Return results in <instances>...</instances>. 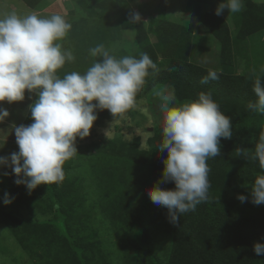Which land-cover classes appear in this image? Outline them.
I'll list each match as a JSON object with an SVG mask.
<instances>
[{
  "label": "trees",
  "instance_id": "trees-1",
  "mask_svg": "<svg viewBox=\"0 0 264 264\" xmlns=\"http://www.w3.org/2000/svg\"><path fill=\"white\" fill-rule=\"evenodd\" d=\"M22 1L34 8L41 0ZM72 1L85 14L68 21L72 27L63 49L71 50L75 59L57 70L60 78L73 71L84 74L100 59L90 55L91 48L98 44L107 47L121 38L122 31L133 30L137 49L129 53L121 48L113 54L117 58H140L141 53H147L159 69L155 73L148 70L136 101L157 86H171L178 101L197 100L201 91L210 90L221 112L231 118L233 135L220 138L219 155L207 161L208 201L197 205L195 211L177 213L176 224L169 222L168 209L154 204L148 195L154 185L175 188L173 181L160 182L167 156V150L159 148L162 123L153 127L147 150L138 149L137 141L127 145L111 139L107 149L118 154L116 159L108 155L101 164L97 158L89 159L98 188L91 207H85V191L65 179L60 184H44L41 192L37 186L28 194L26 185L14 183L11 168L12 182L7 177L0 179L5 185L1 200L5 193L11 199L4 204L8 210L1 211L0 222L6 223L35 264H111L115 252L121 259L119 264H264V254L253 251L254 242L264 243V204H253L249 191L256 176L264 174L258 160L252 158L259 134L264 132V114L248 108L250 102L258 100L253 91L255 79L234 73V54L243 40L264 29V3L244 0L237 13V33L232 37L223 17L209 18L201 12V7L215 9L219 0H182L218 42L219 66L210 69L191 60L192 31L183 24L156 16H150L146 25L130 22L135 13L129 7L132 0ZM209 70L217 71L219 79L201 83ZM260 77L264 83V73ZM96 115L87 137L94 133L95 126L113 117L107 109H97ZM33 122L29 109L19 125ZM238 148L245 149L247 155L237 157ZM45 191L48 202L42 198ZM241 194L248 197L245 202L237 199ZM96 209L115 242L103 236L91 239L100 233L91 215ZM48 213L53 216L30 220ZM110 244H116L115 252L105 250Z\"/></svg>",
  "mask_w": 264,
  "mask_h": 264
},
{
  "label": "clouds",
  "instance_id": "clouds-1",
  "mask_svg": "<svg viewBox=\"0 0 264 264\" xmlns=\"http://www.w3.org/2000/svg\"><path fill=\"white\" fill-rule=\"evenodd\" d=\"M242 7V0H219L214 11L220 16L225 9L238 13ZM140 21V14L133 13L130 22ZM71 27L61 14L21 16L10 11L0 15V101H23L25 90L35 92L38 97L30 105L34 122L14 129L19 151L10 157L0 156V165L10 166L16 177L14 183L26 185L29 191L40 184L62 183L63 165L76 155L77 137L83 139L90 134L97 119L96 110L107 109L113 117L125 116L137 107L136 96L145 84L148 70L159 71L147 53H141L140 58L131 55L117 58L114 49L98 44L89 52L100 59L84 74L73 71L60 78L57 70L75 59L72 51L63 49L59 42L66 38ZM218 79L217 71L209 70L201 83ZM253 91L258 100L250 102L248 108L264 114V83L259 75ZM155 95L163 114L159 148L167 150L160 182L173 181L175 188L154 185L148 195L154 204L168 209L169 222L176 224L177 213L195 211L197 205L208 201L207 161L219 155L220 138H232V122L221 112L210 90L201 91L197 100L176 106H170L176 100L173 89L159 90ZM8 115V110L0 107V122ZM236 155L247 153L238 148ZM252 158L264 170V134L259 136ZM249 191L253 204H264V174L256 176ZM237 199L245 202L248 197L241 194ZM3 202L11 203L7 193ZM253 251L264 254V243L254 242Z\"/></svg>",
  "mask_w": 264,
  "mask_h": 264
},
{
  "label": "rangeland",
  "instance_id": "rangeland-1",
  "mask_svg": "<svg viewBox=\"0 0 264 264\" xmlns=\"http://www.w3.org/2000/svg\"><path fill=\"white\" fill-rule=\"evenodd\" d=\"M252 1L257 2V0ZM242 2L244 6V0ZM129 7L135 13L140 14L144 25L147 24L150 16H156L187 26L192 31L191 60L210 69L218 68L219 45L217 40L201 23L196 12L183 6L182 0H132ZM205 8L201 7V12L205 13L207 17L210 18L216 15L214 9L206 10ZM72 9L74 11L71 14L70 10ZM10 11H16L21 16L29 13H36L41 17L61 14L67 21L77 19L85 14L80 8L74 6L72 0H65L64 2L62 0H41L34 8L27 6L22 0H0V15ZM220 16L225 19L230 30V35L234 37L237 33V13H232L225 9L224 13ZM134 36L133 30H124L121 33V38L112 42L106 48L114 49V51L123 48L129 53H133L137 49ZM65 41V38L59 41L62 47L66 43ZM236 68L240 74L253 80L257 75L261 76L264 73L261 71V69H264V29L247 36L243 40L239 51L234 54V72ZM164 89H172V87L168 85L155 87L146 96L138 99L137 107L126 113L125 116L111 117L105 120L102 126L94 127L92 135L75 142L77 153L73 158L64 163L63 170L66 181L78 184L85 191V207L93 205L96 200L94 192L98 190L96 184L97 178L89 170V159L97 158L99 159V164L108 155H111L113 160L116 159L118 154L116 152L111 153L107 149V143L111 139L124 141L127 145L137 141L138 149L147 150L149 148V140L153 135V127L163 121V114L159 107L160 100L155 93ZM37 98L35 92L29 93L28 90H25V99L23 101L12 103L0 101V107L7 110L10 109L9 115L3 122H0V156L10 157L11 153L19 151L14 129L20 120L21 122L23 121L30 109L29 106ZM184 102L189 101L175 100V103L170 104V106H176ZM261 134H264V132H260L259 136ZM10 171V166L0 165V179L7 177L11 183ZM5 173H8V175H5ZM38 187L40 188V192L45 190L44 184H40ZM3 188H5V185L0 180V220L2 219L1 211L8 210L7 207H4V203L1 200ZM26 192L31 194L33 193V189L29 191L26 188ZM42 198L43 201L48 202L46 191ZM96 211H93L91 215L94 218V226L100 229V233L91 239H101L103 236L115 242L110 236L106 225L103 224L99 211L97 209ZM21 212L24 216L26 215L24 210H21ZM52 216L53 213H48L47 215H37L30 218V220L41 221ZM114 247L116 248V244H110L105 250L110 252L113 249L115 252ZM98 250L104 252V249ZM157 253L161 255V251L158 248ZM116 254L115 252L112 260H110L111 264L120 263L121 259ZM0 264H35L27 251L17 242L5 222H0Z\"/></svg>",
  "mask_w": 264,
  "mask_h": 264
},
{
  "label": "crops",
  "instance_id": "crops-1",
  "mask_svg": "<svg viewBox=\"0 0 264 264\" xmlns=\"http://www.w3.org/2000/svg\"><path fill=\"white\" fill-rule=\"evenodd\" d=\"M65 0H62V2H64ZM235 74L237 73H239L240 74V72H239V70L236 68L235 69V72H234ZM29 108H30V106H29ZM10 111V109H8V112ZM21 123V120L18 122V124H17V126L19 125Z\"/></svg>",
  "mask_w": 264,
  "mask_h": 264
}]
</instances>
